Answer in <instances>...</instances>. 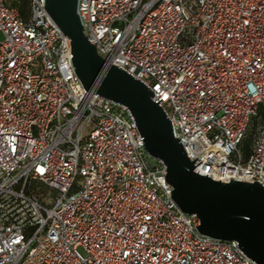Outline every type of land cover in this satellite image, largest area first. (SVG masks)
<instances>
[{
  "label": "built area",
  "instance_id": "obj_1",
  "mask_svg": "<svg viewBox=\"0 0 264 264\" xmlns=\"http://www.w3.org/2000/svg\"><path fill=\"white\" fill-rule=\"evenodd\" d=\"M14 2L0 0V264H255L173 202L128 108L78 79L46 0L27 18ZM78 13L99 55L162 100L196 173L264 187V0H78Z\"/></svg>",
  "mask_w": 264,
  "mask_h": 264
},
{
  "label": "water",
  "instance_id": "obj_2",
  "mask_svg": "<svg viewBox=\"0 0 264 264\" xmlns=\"http://www.w3.org/2000/svg\"><path fill=\"white\" fill-rule=\"evenodd\" d=\"M44 9L70 39L75 73L85 90L128 108L148 161L166 169L177 207L196 215L201 234L237 241L251 261L264 264V187L259 182H217L196 173L197 160L188 157L175 137L172 122L159 105L162 100L156 103L147 85L106 62L90 43L78 13V0H46Z\"/></svg>",
  "mask_w": 264,
  "mask_h": 264
},
{
  "label": "trees",
  "instance_id": "obj_3",
  "mask_svg": "<svg viewBox=\"0 0 264 264\" xmlns=\"http://www.w3.org/2000/svg\"><path fill=\"white\" fill-rule=\"evenodd\" d=\"M17 6L24 17H28L29 13V0H16L13 4ZM252 148V138L248 137L242 144V150L245 154H249Z\"/></svg>",
  "mask_w": 264,
  "mask_h": 264
}]
</instances>
